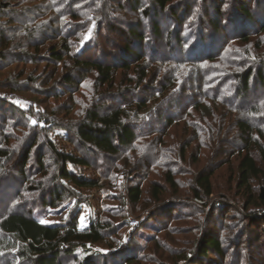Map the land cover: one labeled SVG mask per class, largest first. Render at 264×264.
Returning a JSON list of instances; mask_svg holds the SVG:
<instances>
[{
	"label": "trees",
	"instance_id": "1",
	"mask_svg": "<svg viewBox=\"0 0 264 264\" xmlns=\"http://www.w3.org/2000/svg\"><path fill=\"white\" fill-rule=\"evenodd\" d=\"M147 2L56 0L44 8L37 0L0 1V264H104L93 249L102 246L114 251L115 264H146V251L157 258L168 252L163 239L173 247L177 233L187 234L168 231L173 213L140 244L142 224H131L129 211L142 209L148 196L158 206L166 200L154 170H163L167 187L178 194L185 174L174 156L185 164L192 144L207 147L204 136L215 133L217 122L225 128L230 114L237 120L224 132H237L236 147L221 149L215 169L193 177L190 196L209 202L218 170L235 165L245 220L263 229L258 243L264 238V99L256 95V88L264 90V0L234 1L235 10L226 0L211 1L216 16L206 11L207 22L186 0ZM238 42L242 46L232 49ZM92 77L96 100L76 114V95ZM181 124L185 139L177 149L168 137ZM58 129L86 156L59 151L51 140ZM70 166L102 169L103 177L86 180ZM116 180L122 191L113 201L121 204L106 220L90 217L81 226L76 209L86 201L83 191H101ZM34 193L39 205L26 197ZM75 199L80 202L67 221L49 223V213L55 217ZM126 229L125 237L117 236ZM120 249L127 251L115 254ZM169 252L175 264L228 255L220 235L208 231L193 248L198 260L187 249Z\"/></svg>",
	"mask_w": 264,
	"mask_h": 264
},
{
	"label": "rangeland",
	"instance_id": "2",
	"mask_svg": "<svg viewBox=\"0 0 264 264\" xmlns=\"http://www.w3.org/2000/svg\"><path fill=\"white\" fill-rule=\"evenodd\" d=\"M2 1V0H0ZM41 7H51L54 5V2L56 0H37ZM92 1V0H91ZM177 1H185V0H177ZM189 2V4L194 5V10L196 12V15L199 16V19L203 22H207L206 16L204 18V15H206V11H209V17H213L215 15V12L213 11L214 3H211V1L214 0H186ZM223 0H217V2L220 4ZM234 1L237 0H226L228 3H232L231 10H235L234 8ZM210 2V3H209ZM147 0H144V4L147 5ZM209 3V6H208ZM111 5V4H110ZM204 5V8H202ZM208 6V7H207ZM37 7V6H36ZM111 7V6H110ZM76 9V8H75ZM109 9V6H108ZM234 13V12H232ZM216 16V15H215ZM131 18L134 16H130ZM130 18V19H131ZM197 21V20H195ZM245 25V24H244ZM197 28V26H196ZM195 28V29H196ZM90 33L92 30L89 31ZM91 36V35H90ZM89 33H88V37ZM254 41H256V36L252 38ZM242 46L240 42L233 43L231 48L232 49H239ZM31 69V68H30ZM95 80L94 77L89 78L85 81V84L81 88L80 94L76 95V114L80 113L82 109L85 107L91 106L92 102L96 100L95 94ZM258 90L257 92V98H263L264 99V90L260 91V87L256 88ZM255 95V96H256ZM26 98L25 100H28L29 97H32L30 95H24ZM24 99V98H23ZM66 101L62 100L61 103H64ZM20 106L23 109L28 110L29 106L27 103L20 102ZM264 110V104L260 107ZM259 108V109H260ZM218 114H223L225 110L222 107H215L214 108ZM216 111H213L215 113ZM209 112V111H208ZM212 114V112H211ZM20 119L19 116L15 117V120L18 121ZM237 120L236 116L233 114H230L227 118H224L222 122H226L224 125L225 128L229 126V122ZM194 121V120H192ZM217 129L215 128V133H212L211 136H209V139H207L205 136L203 138L204 140V149L201 150L200 145L197 143L192 144L189 152V157L187 158V161L185 164H180L177 161V158L175 162L178 166V169L181 170V174L179 176V183H180V189L178 194L175 193L170 188L167 187L163 177L162 173L163 170L159 169L154 170L152 174L153 181L158 182L159 184H162L165 189L167 190L166 200H163V202L160 204V206L155 204V201L152 200L150 196H148L147 200L143 202V205L140 207L142 209H139L138 211H135L131 208L129 211V221L134 226H139L142 224V228L136 235L139 237V243H142V240L144 241L145 238L152 236V233H154L151 229L152 227H158L161 225L166 224L170 217V214H172L174 221L171 223L169 222V232L175 233V232H183L185 231L186 235H181L180 233L174 237L175 239L171 240L174 244H172L173 247H171L170 242H167V239H163L161 246L162 249L168 250V252H160V255H158V258L155 254H152L150 250L146 251L144 253V257L146 260V264H175L172 262H169L168 259L171 258L169 256L170 252L169 250L178 249H187V252L192 256V260L196 261L198 258L193 254V248L196 246V243L198 240L200 241V238L202 236V233L210 232L214 235H220L221 239L223 240V245L228 251L227 259L226 261L222 260L218 256H210L209 260H200L203 264H264V245L262 243L264 242V238L261 239L260 243H258L257 238L258 235H262V228L259 226H251V223L247 222L245 220V213L246 211L243 208V205L241 203L242 196L240 193L236 190L237 184L235 182L234 178V172H235V165H225L221 170H218L216 175L214 176V186H215V194L214 197L207 203H204L202 201H199L197 199H192L190 196V187L193 182V177H195L196 174L201 172L202 170L212 169L214 170V166L216 163H218V159H221V157H217L216 154H220L221 149H224V147L230 149L236 147L235 139H239V137L236 136L237 132L232 129L230 132H224L225 128H222V123L217 122ZM183 124L178 125L170 130L169 134L170 137L169 141L175 145V147L178 149L180 145H182V138L183 136ZM221 129H223V134L220 135ZM19 132H25L21 129L18 130ZM189 130V134H190ZM18 132V133H19ZM220 136V139L218 138V135ZM187 136V135H186ZM51 140L56 145L59 151L72 153L76 155L77 153L82 154L83 156H86L88 152H86L85 149H82L80 151H77L76 145L72 144L67 141V134L66 132H61L59 129L54 130L51 134ZM222 141L226 142V145L222 143ZM234 142V143H232ZM144 144L148 143L146 141H143ZM231 144V146H230ZM41 149H43V146ZM15 148V147H14ZM16 149H20V144H16ZM46 151V150H45ZM47 152V151H46ZM79 154V155H80ZM218 154V155H219ZM176 155V154H175ZM198 155L200 158L198 163H195V160H193V156ZM90 159V156H88ZM136 157V156H135ZM197 159V156L195 157ZM91 160V159H90ZM52 163L51 161L49 164ZM234 163V162H233ZM70 169L73 173L80 176L83 179L91 180V181H97L101 179L102 176V169H96V168H89V167H72L70 166ZM14 171L10 172V174L13 175ZM161 173V174H160ZM121 176V175H120ZM109 182V181H107ZM126 184V182H125ZM18 189V188H17ZM147 192L149 191V188L147 187ZM170 190V191H169ZM122 189H120L119 184L117 183V180L113 185L108 186V188L101 189V191L98 190H86L83 191L84 197L86 198V201H83L80 207H76V204L80 202L79 200L75 199L72 204H68L65 207H61L59 212L55 215V217H52L55 213H49V223H59V222H65L69 219V216L73 209L76 207V211L80 214V225H88L90 217H92L93 220L98 221L100 220H106L109 216L107 214V211L110 209L117 208L121 203L117 201H113V198H118V195L121 194ZM177 194V195H176ZM108 195V196H107ZM30 199V201H34V203L37 205L40 204L39 202V195L37 193L29 194L26 196ZM34 198V199H33ZM165 199V198H164ZM123 203V202H122ZM164 203V204H163ZM73 207V208H72ZM129 210L130 208L127 207ZM175 210V212L173 211ZM52 217V218H51ZM152 217V218H151ZM151 218V219H150ZM121 219L120 217H117L115 221L119 222ZM130 224V225H131ZM264 227V226H263ZM130 228V227H129ZM178 229V230H175ZM251 230V231H249ZM129 233V229H126L125 231H121L117 236L125 237ZM242 236L244 238H242ZM252 242L250 241V238ZM257 237V238H256ZM115 238V237H113ZM112 239V238H111ZM129 241L127 242V244ZM139 243H136L134 248L140 246ZM168 244L163 245V244ZM151 247V246H150ZM149 247V248H150ZM95 251H98L101 253V257L104 256L105 259H101V263L108 262V264H115L116 262L112 256L113 252H110L109 250H106L102 247H93ZM121 251L122 255L127 250H119L118 252H115V254H119ZM121 256V255H119ZM107 257V259H106ZM163 257L164 259H162ZM153 258H157L158 262H153ZM120 261V260H119ZM189 262H180L178 264H188ZM75 264V263H71Z\"/></svg>",
	"mask_w": 264,
	"mask_h": 264
},
{
	"label": "snow or ice",
	"instance_id": "3",
	"mask_svg": "<svg viewBox=\"0 0 264 264\" xmlns=\"http://www.w3.org/2000/svg\"><path fill=\"white\" fill-rule=\"evenodd\" d=\"M93 27H94V25H93ZM91 35V33L89 32V36ZM47 221H42V223H46Z\"/></svg>",
	"mask_w": 264,
	"mask_h": 264
}]
</instances>
